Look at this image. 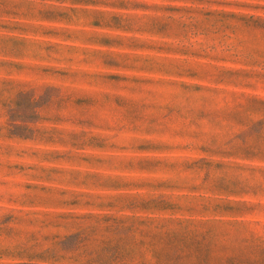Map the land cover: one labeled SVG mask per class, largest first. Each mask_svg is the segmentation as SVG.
Segmentation results:
<instances>
[{
    "label": "rangeland",
    "instance_id": "rangeland-1",
    "mask_svg": "<svg viewBox=\"0 0 264 264\" xmlns=\"http://www.w3.org/2000/svg\"><path fill=\"white\" fill-rule=\"evenodd\" d=\"M0 264H264V0H0Z\"/></svg>",
    "mask_w": 264,
    "mask_h": 264
}]
</instances>
